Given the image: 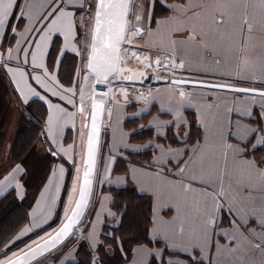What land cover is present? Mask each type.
Masks as SVG:
<instances>
[{
    "label": "crops",
    "instance_id": "crops-1",
    "mask_svg": "<svg viewBox=\"0 0 264 264\" xmlns=\"http://www.w3.org/2000/svg\"><path fill=\"white\" fill-rule=\"evenodd\" d=\"M32 2L46 3L47 0H32ZM179 2L180 0H155L153 3L152 0H140L139 10L145 15L151 14V20L146 26L156 30L159 26L158 22L173 14L168 5ZM44 11L45 9L40 8L33 11L31 18L26 15L22 20H11V28H15V32L11 28L0 31V53L3 54V59L0 61V76L6 81L11 89L10 92L14 93V97L11 95L12 106L21 109L30 100H39L44 104L46 112L40 125L36 150L40 154H50L52 157L51 169L34 203L25 211L24 222L10 233L7 232L9 229L0 232V242L4 241L3 244L34 234L49 225L58 214L64 215L67 212L68 215L75 200L76 193L72 192V188L74 183L76 184V162L80 153L82 133L79 120L81 117L84 119V116L78 111L80 108L78 95L70 96L64 93L62 88L78 89V85L82 86L86 81V74L82 75L81 66L82 57L88 56L86 51L88 39L83 25H80L76 31V39L71 43L65 40L63 34L57 33H50L46 41L42 40L41 37L47 31L46 25L49 21L37 22L36 17ZM15 15L19 16V12H15ZM148 39V36L144 37V40ZM17 41L20 43L18 44ZM52 47L55 48L53 50L55 56L54 60H49ZM130 47L137 48L136 45ZM17 48L21 51H15ZM10 49L13 50L12 58L8 56ZM23 50L29 53L28 64L24 63ZM138 51L141 55L148 52L152 58L160 53L157 47L145 49L142 44L138 46ZM32 53L37 55L38 62H42L44 68H34L31 65ZM65 54L77 57L76 77L70 85L62 83L58 77L59 62ZM129 66L141 67L136 61L130 62ZM8 69H12V72ZM17 70L26 73L23 80L17 74ZM229 73L232 74L231 77ZM246 74L235 66H212L205 70L193 64L184 69L177 78L254 88L264 87L259 83L240 78L241 75ZM34 76L40 77L39 82L32 78ZM52 76L55 77V81L49 79ZM57 83L62 88L58 87ZM180 87L190 94L184 101L179 100L172 86L161 85L152 90L145 103L137 105L128 101L126 90H118L116 86L108 88V94L114 97L115 101L109 112L110 115L108 113L103 116L95 180L85 214L76 231L65 242L31 264H106L100 259L98 252L104 242L102 238L105 226L108 224L115 228L121 224L127 227L133 212L130 210L123 217V210L113 206L112 192L125 187L131 188L138 194L140 202H147L148 224L143 237L128 243L127 246H123L122 240L125 237L116 234L112 249H116L117 258L112 264H170L173 261H179V264H199L202 255L200 252L192 251L190 257L182 250L183 244L179 239L174 241L176 246L173 247L170 239L166 240L163 236L153 233V219L163 217L164 220H170L177 214L176 204L169 199L167 190L161 187L160 178L171 179L172 174L178 171L177 164L184 167L181 161L187 160L192 154V147L204 140L207 133L201 124V117L209 111L208 105L213 106L211 112L221 114L226 125L230 123L232 132H236L235 126L238 123L249 130H254L247 136L238 138L229 135V129L225 128L227 143L236 145L246 153L243 159L257 161L264 159V140L261 139L264 137V107H261L264 101L259 97L253 101L248 94L190 86ZM53 91L58 92L59 95H53ZM33 92L38 95H34ZM69 99L73 102L68 103ZM227 109L232 111L229 112ZM245 109L250 114L245 113ZM50 116L53 117L55 143L47 134ZM15 118H17L16 113L13 121ZM86 121L87 119L83 122V126ZM57 149H64L67 152L58 151L57 155L53 156L51 153ZM61 168L62 177L59 174ZM20 169L15 171L10 169L0 180V198L14 188L21 193L19 178L23 169L22 167ZM69 169L71 173L68 179ZM156 173H160L161 177L157 178ZM16 215L22 217L23 214L20 211L16 212ZM220 215L223 229H217L218 233L227 230L233 219L226 208ZM248 226L257 232L264 231L251 217ZM132 228L135 230V225H132ZM214 239L219 244L226 243V240L219 235ZM79 249L91 252L92 257H83ZM106 249L108 252L111 251V247ZM94 254L97 255V259L93 258ZM210 254L213 257L216 255L214 251L208 250L203 253L204 264H209L207 256ZM250 255L255 264H259V254Z\"/></svg>",
    "mask_w": 264,
    "mask_h": 264
},
{
    "label": "snow or ice",
    "instance_id": "snow-or-ice-1",
    "mask_svg": "<svg viewBox=\"0 0 264 264\" xmlns=\"http://www.w3.org/2000/svg\"><path fill=\"white\" fill-rule=\"evenodd\" d=\"M139 2L47 0L46 3H34L32 0H0V31L11 28V20H22L26 15L31 18L33 11L40 8L45 11L36 17L37 22L49 21L47 31L41 37L44 41L50 33H57L63 34L65 40L71 43L76 39L77 28L83 25L88 39L87 69L97 83H106L110 77L115 79L117 75L124 79L144 77L145 71H133L128 66L130 62L136 61L146 71L155 69L169 76L193 64L205 70L212 66H235L247 73L240 78L264 85V0H180L179 3L168 5L173 14L158 22L156 30L146 26L151 14L145 15L140 11ZM152 2L155 3V0ZM15 12H19V16ZM11 30L16 31L15 28ZM145 36L149 39L144 40ZM140 44L145 49L157 47L160 55L155 58L141 55L138 51ZM133 45L137 48L130 47ZM23 51L24 63L28 64L29 53ZM12 52L11 49L8 51L9 58H12ZM2 59L3 54L0 53V61ZM31 65L44 68L35 53L31 54ZM8 71L12 72V69ZM17 74L21 80L26 75L20 70H17ZM228 75L231 77L232 74ZM32 78L38 82L40 80L38 76ZM49 79L55 81L54 76ZM188 84L244 93L253 101L256 97L264 101V87L238 88L230 83L173 79L171 85L180 101L190 96L180 87ZM57 86L62 88L58 83ZM62 91L70 96H76L79 91L81 107L78 111L84 115V88H62ZM33 94L38 95L35 92ZM52 94L59 95L55 91ZM87 99L91 101V130L84 140L83 178L81 181L77 176L79 188L75 183L72 188L73 193L78 192V198L70 209L71 215L66 212V223L55 235H50L43 243L33 242L35 247L27 245V251L21 249L11 256L5 253L0 258V264H29L31 260L43 256L69 235L82 216L91 193L99 133L97 119L104 110L103 99L98 101L95 96H88ZM72 102L68 100V103ZM212 107L208 105L209 111L201 117V124L207 134L202 142L192 147L191 156L181 161L184 167L177 164L178 171L172 174L171 179L160 178L161 174L156 173L161 187L167 190L169 199L175 202L177 214L170 220H164L163 217L153 219L152 230L155 235L170 239L173 247L176 246L174 241L179 239L183 244L182 250L190 257L192 251L200 252L199 264H204L203 253L206 250L216 253L215 257L211 254L207 256L209 264H255L251 253H258L259 264H264V231L257 232L248 226L251 217L264 229V159H243L246 153L236 145L227 143L225 128L229 129V135L238 138L254 130L238 123L236 132H232L230 123L226 125L219 112L210 111ZM227 111L231 112L232 109ZM245 113L250 114L247 109ZM84 127L88 128V124L85 123ZM53 129V117L50 116L47 134L55 143ZM81 137H85L83 132ZM261 139L264 140V137ZM58 151L67 152L57 149L51 154L56 156ZM15 170H21L20 166L17 165ZM59 174L63 176L62 168ZM53 176H56L55 171ZM225 208L233 219L227 230L218 233L217 229H223L220 213ZM217 235L224 238L226 243L219 244L214 239ZM170 264H179V261Z\"/></svg>",
    "mask_w": 264,
    "mask_h": 264
},
{
    "label": "trees",
    "instance_id": "trees-1",
    "mask_svg": "<svg viewBox=\"0 0 264 264\" xmlns=\"http://www.w3.org/2000/svg\"><path fill=\"white\" fill-rule=\"evenodd\" d=\"M54 49V47L51 48L49 60H54ZM76 62L77 57L74 55L65 54L61 57L58 77L62 83L70 85L74 82ZM10 91L6 81H3L0 76V180L13 166L19 165L23 169L19 178L21 193H18L14 188L0 198V232L9 229L8 233L24 222L25 211L34 203L51 169L52 160L50 154H40L36 150L40 125L46 112L44 104L39 100H30L23 108H14L11 103V95L14 97V93ZM15 113L17 118L13 121ZM66 165L69 166L67 163ZM69 176L70 169L68 170V179ZM112 193L114 195L113 206L123 210V217L130 210L133 212L131 218L129 217L130 221L127 227L121 224L115 228L108 224L105 226L102 238L104 242L98 252L100 259H103L106 264H112L113 260L117 258L116 249H112L117 233L120 237L122 235L125 237L122 240L123 246H127L128 243L143 237L148 224V204L140 202L138 194L128 187L114 190ZM20 211L23 214L22 217L16 215V212ZM54 222L55 220L49 225H53ZM132 225H135V230H132ZM107 247H111L110 252L106 249ZM79 250L83 257H92L91 252Z\"/></svg>",
    "mask_w": 264,
    "mask_h": 264
},
{
    "label": "built area",
    "instance_id": "built-area-1",
    "mask_svg": "<svg viewBox=\"0 0 264 264\" xmlns=\"http://www.w3.org/2000/svg\"><path fill=\"white\" fill-rule=\"evenodd\" d=\"M144 55L150 56L148 52H146ZM157 55H160V53L156 54V56ZM156 56H154L153 58H155ZM131 68L133 69V71H145V76L139 78L134 77L133 79H124L123 77L117 75L115 79L111 78L108 82L107 89L104 91V93H107V95H105L104 100V115L111 112L115 101V98L111 97L108 94V88L111 85L116 86L118 90H126L128 92V101L131 104L137 105L145 103L149 99L152 90L156 87L161 85L172 86L170 80L173 78H177L179 74L183 73V70H179L175 73L174 76H169L166 72L157 71L155 69L151 71H146L142 67ZM93 258L97 259V255L94 254Z\"/></svg>",
    "mask_w": 264,
    "mask_h": 264
},
{
    "label": "rangeland",
    "instance_id": "rangeland-1",
    "mask_svg": "<svg viewBox=\"0 0 264 264\" xmlns=\"http://www.w3.org/2000/svg\"><path fill=\"white\" fill-rule=\"evenodd\" d=\"M81 72L82 75L83 73L86 74V81L82 84V86L78 85V89L80 87L84 88L85 91V102L83 104L84 107V119L83 117H81V119L79 120V126L80 128H82V132L85 134V137L82 138L81 137V141H80V153L78 156V160L76 162V166L77 168H81L82 166V161H83V154H84V140L86 139V128L83 126V122L87 119V116L89 114V110H90V102L87 97L88 96H92V93L94 92V85H93V79L91 78L90 73L88 72L87 69V57H82V66H81ZM112 81V80H111ZM91 85V87L89 88L88 85ZM112 86V85H111ZM77 95H78V99H79V91H77ZM77 103L74 105V107L76 108ZM79 105L81 107V102L79 99ZM16 166H13L11 169H15ZM23 171V170H22ZM80 172V171H79ZM71 173V171H70ZM77 176H79V173L76 172V186H77ZM70 177V176H69ZM66 216V214L64 215H60L58 214L56 216L55 222L53 225H46L44 227H42L41 229H39L37 232H35L32 235H29L25 238H22L20 240H10L7 241L6 243L3 244V242L0 243L1 249H0V258H2L4 256V254L6 253L8 256H11L12 253H19L21 249L25 250L27 247V245H33V242H38L40 240H42L44 237H46L47 235H49L52 231H54L58 225L61 223L60 221H62L64 219V217Z\"/></svg>",
    "mask_w": 264,
    "mask_h": 264
},
{
    "label": "water",
    "instance_id": "water-1",
    "mask_svg": "<svg viewBox=\"0 0 264 264\" xmlns=\"http://www.w3.org/2000/svg\"><path fill=\"white\" fill-rule=\"evenodd\" d=\"M111 78V77H110ZM109 78V80H110ZM173 79H184V78H173ZM171 79V80H173ZM171 80H170V83H171ZM193 81H196L194 79H191ZM109 82V81H108ZM108 82L106 83H97L95 80H93V85H94V92L92 93V96H95V98L99 101L100 99H103V101L105 100V95H104V91L107 89L108 87ZM208 83H212V84H217V83H220V82H209V81H206ZM180 86H190V87H194L190 84L188 85H180ZM234 87H238V88H247V86H237V85H233ZM249 87V86H248ZM206 89H214V88H206ZM259 89V88H258ZM214 90H222V91H228V90H224V89H214ZM231 92V91H229ZM235 93H239V92H235ZM244 94V93H242ZM91 112V102H90V110H89V113ZM103 116H104V110L103 112L98 116V119H97V125H98V129H99V133H98V144H97V151H96V158H95V166H94V170H93V173H92V176H91V180H92V185H91V193H92V190H93V185H94V180H95V171H96V162H97V156H98V151H99V144H100V138H101V133H102V121H103ZM86 123L88 124V128H87V133L91 130V116L88 114V118H87V121ZM84 153H85V148H84ZM83 159H84V155H83ZM83 161H82V170H81V178L80 180L82 181V178H83ZM91 193L88 197V203H89V200H90V197H91ZM78 198V193H77V197L76 199ZM88 203H87V206H88ZM75 206V204H73L72 208ZM87 206L83 209V214L82 216H80L78 222L73 226L71 232L69 233V235L65 238H62V242L58 243L56 245V247L54 248H51L49 251H46L44 253L43 256H45L46 254H48L49 252L53 251L54 249H56L57 247H59L63 242H65L71 235L74 231H76L77 229V226L79 225V223L81 222L84 214H85V211L87 209ZM68 215H71V211H69ZM66 223V217L65 219L62 221V223L60 225H58V227L51 233L49 234L47 237H45L44 239H42L41 241L37 242V243H43L44 240H47L49 238L50 235H55V233L63 226V224ZM32 247H35V244L32 245ZM24 251H27V249H25ZM43 256H38L35 260H31L29 262V264L33 263L34 261L40 259L41 257Z\"/></svg>",
    "mask_w": 264,
    "mask_h": 264
},
{
    "label": "bare ground",
    "instance_id": "bare-ground-1",
    "mask_svg": "<svg viewBox=\"0 0 264 264\" xmlns=\"http://www.w3.org/2000/svg\"><path fill=\"white\" fill-rule=\"evenodd\" d=\"M84 155V154H83ZM81 170H82V166L80 168V172H79V177L81 178ZM79 188V181H77V189ZM78 193V192H77ZM77 193L75 194V199L77 197ZM75 201V200H74ZM74 204V203H73Z\"/></svg>",
    "mask_w": 264,
    "mask_h": 264
}]
</instances>
